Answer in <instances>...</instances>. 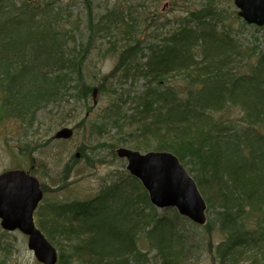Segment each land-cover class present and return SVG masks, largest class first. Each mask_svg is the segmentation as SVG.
Masks as SVG:
<instances>
[{
	"label": "trees",
	"instance_id": "16d2710c",
	"mask_svg": "<svg viewBox=\"0 0 264 264\" xmlns=\"http://www.w3.org/2000/svg\"><path fill=\"white\" fill-rule=\"evenodd\" d=\"M132 6L133 3L129 5L128 12L117 4L107 9L98 24L90 27L91 36L108 33L112 29L119 31L127 45L122 43L119 49H114L120 58L114 74L127 80L143 79L146 82L143 102L145 99H157L170 108L167 119L177 115L174 120L183 129L179 132L180 140L164 141L163 135L158 136L161 141L156 149L177 155L186 168L196 174L209 208L218 210L215 218L210 219L209 228H217L223 235L217 246L219 262L231 264L243 242L246 245L241 250L250 249L254 253L258 248L264 252V246H261L264 245V196L258 200L259 193L264 195V154L255 149L256 145L262 144L261 151H264V49L260 48L264 43L257 38L255 46L247 50L242 38L247 30L259 34L264 28L242 23L239 32L235 33L227 20L224 24V13L212 10L214 6L208 5L177 21L175 31L165 37L153 34L151 43L140 47L139 40V44L134 40L136 25L127 22L134 10ZM61 10L50 0H0L2 121L10 118L27 123L43 108L42 104L49 107L66 102L73 75L83 76L85 62L80 53L85 49L76 43L68 49L66 40L70 37L62 30L65 24L61 22L66 20ZM191 20L195 26L192 34ZM127 26L122 34L119 27ZM72 31L76 33L75 28ZM131 43L137 46L133 47ZM112 47L115 48V44ZM156 48H162L170 59L155 56L152 50ZM134 53L140 58L134 57ZM174 57L178 59L175 64L170 62ZM197 57L201 58L200 61ZM242 62H246L245 66ZM180 75L188 80L182 102L191 106L186 114L173 113L174 99L181 103L178 101L181 91L169 88L167 80ZM105 81L106 78L101 86ZM155 81L157 84L154 86ZM100 89L105 90L104 87ZM88 92L89 89L78 90V94L85 97ZM227 102L242 106L245 113L243 126L224 122L222 118L221 121L216 120L215 115ZM115 103L119 101L112 102ZM111 120L118 123V118ZM134 120L136 117L132 116L133 123ZM240 156L241 160H238ZM31 166L35 167V163L32 162ZM257 166L260 171L256 180L247 179L250 184L238 183L249 169ZM207 179H210L209 184ZM214 184L219 186L216 192L209 190ZM234 185L236 189H230ZM112 200L123 207H111L114 205ZM127 205L134 207H124ZM151 206L140 182L127 173L118 183L103 186L94 200L48 206L54 209L55 215L49 220L48 217L41 219L43 207L40 206L36 213L37 225L42 231L54 233V237L47 231L49 237L44 234L52 244H56L58 264L144 263L146 256L139 248L142 234H147L146 241L153 238L149 244L155 249L157 259L164 264H179L185 259L176 250L177 243L184 241V237L177 235L179 220L152 217L145 210L153 208ZM173 215L176 219H183L175 212ZM261 215L257 228L248 229V237L238 236L244 230L245 226L241 227L243 221L248 223ZM140 222L144 228L138 229ZM75 243H82V247ZM182 253L185 254L184 251Z\"/></svg>",
	"mask_w": 264,
	"mask_h": 264
},
{
	"label": "rangeland",
	"instance_id": "374dc122",
	"mask_svg": "<svg viewBox=\"0 0 264 264\" xmlns=\"http://www.w3.org/2000/svg\"><path fill=\"white\" fill-rule=\"evenodd\" d=\"M50 1L55 3L57 8H62L61 15L64 14L66 20L61 22L65 24L62 30L70 37L69 40H66L68 49L72 48L75 43L85 49L80 53L85 62L83 76L78 78V74L73 75V85L69 89L72 94L69 98L67 96L66 102L56 103L49 107L42 104L43 108L34 118H29L27 123L10 118L2 121L0 115V174L18 170L28 172L32 168L31 163L34 162L35 167L31 172L39 179L45 194L40 204L41 207L55 206L57 203L71 205L72 203L94 200L100 194L103 186L118 183V180L125 178L128 173L126 170L127 161L117 156L119 149L143 154L156 152L158 142L161 141L158 136L163 135L164 141L180 140L179 132L183 130L182 127L173 118L174 121L161 116L162 111L166 112L165 105L163 106V103L157 99L154 101L145 99L143 102L142 94L146 90V82L143 79L138 77L128 80L121 78V81L111 78L110 73L116 70L120 60L119 53L117 51L115 53L114 49H119L122 43L126 44V41H122L121 34L116 29L108 30V33H96L93 37L90 31V27L98 24L107 9L113 8L117 4L120 9L124 8L128 12L129 5L133 3L134 12L129 16L127 22L136 25L135 30L140 47L145 43H151L153 34L165 37L172 30L175 31L177 21L187 17L192 11L207 8L208 5L214 6L211 8L212 10L224 13L226 19L224 18L223 22L225 24V20H227L233 32H239L242 27L233 0ZM208 9L210 10V8ZM190 22L193 23L192 20ZM74 28L76 33L72 31ZM127 28L128 26L119 27L122 34L125 33L122 30ZM242 38L244 47L248 50L255 46L257 38L264 43V31L256 34L253 30H247ZM89 44L90 46H88ZM113 44H115V48L112 47ZM131 44L133 47L137 46L135 43ZM260 48L264 49V44L260 45ZM249 55H251V51ZM245 63L241 64L245 66ZM102 78H106V81L101 86ZM167 80L168 83H172V87L169 88L181 91L178 101H182V93L188 80L182 79L181 75L168 77ZM153 84L155 86L157 81ZM100 87H104L105 90L101 91ZM87 89H89L87 99L78 94V90ZM94 92L97 93L95 98L93 97ZM1 95H4L3 91H0V98ZM114 100H118L119 103L112 104ZM167 113H170V108H167ZM132 116L136 117L134 123ZM215 116L216 120L221 121L222 118L224 122L243 126L242 121L245 113L241 105L227 102ZM115 118H118V123L114 124L111 119ZM64 128L73 129L74 136L69 140L54 139L57 132ZM177 144L181 145V143ZM158 152L163 151L159 150ZM189 174L196 179L195 173L190 172ZM206 181L209 184L210 179ZM255 186L258 188L257 185ZM218 188L219 186L214 184L209 187V190L216 192ZM261 196L264 195L259 193L258 200ZM145 210L150 212L152 217L162 216L179 220L177 235L184 237V241L177 243L176 250L179 251L178 255L181 258L185 257L179 264H222L218 259L217 246L223 240V235L217 228L214 230L209 228L210 219L215 218L218 210L212 211L208 205L207 224L203 225L194 224L185 218L176 219L173 213L177 212L174 210L161 211L154 206L145 208ZM52 216H55L54 209L50 207L42 209L41 219L44 220L48 217L49 220V217ZM261 218L262 215L255 220L251 219L248 223L243 221L241 227L243 225L245 227L238 236L248 237V229L255 230L256 224ZM37 220L35 215L36 226L41 230L37 225ZM238 225L240 226V223ZM141 228H144L142 222L138 229ZM46 231L51 237H54L52 231ZM46 231L42 232L48 236ZM145 236L147 234H142V240L139 241V248L146 256V262L142 263L164 264L160 259H157L155 249L149 244L153 238L150 237L146 241ZM58 238L60 239V237ZM191 243L193 245L188 246ZM0 244L2 246H0V264H38L34 252L29 249V239L24 234L18 231L6 232L0 226ZM55 245V243L52 244L53 247ZM75 245L82 247V243H75ZM244 245L246 242L241 243L231 264H264V256H262L264 252L259 251L258 248L254 253L250 249L241 250ZM56 251L59 255V251L57 249ZM183 251L185 254L182 253ZM238 251H240L239 254ZM213 258L218 261L214 262ZM76 260L80 262L79 259Z\"/></svg>",
	"mask_w": 264,
	"mask_h": 264
},
{
	"label": "water",
	"instance_id": "95a60500",
	"mask_svg": "<svg viewBox=\"0 0 264 264\" xmlns=\"http://www.w3.org/2000/svg\"><path fill=\"white\" fill-rule=\"evenodd\" d=\"M242 10L240 16L249 24L264 26V0H235ZM96 92H94V97ZM73 132L65 129L57 139H69ZM119 157L127 159V170L141 181L149 192L151 203L163 209L175 207L198 225L207 221V205L195 181L178 158L169 153L147 154L119 149ZM38 180L23 171L7 172L0 176V219L8 231L20 230L29 236V249L42 264H56V250L46 241L34 224V211L43 199Z\"/></svg>",
	"mask_w": 264,
	"mask_h": 264
},
{
	"label": "bare ground",
	"instance_id": "6f19581e",
	"mask_svg": "<svg viewBox=\"0 0 264 264\" xmlns=\"http://www.w3.org/2000/svg\"><path fill=\"white\" fill-rule=\"evenodd\" d=\"M189 25H190V33L192 34L194 31H195V26H194V24L192 25L191 24V22L189 23ZM134 36H135V34H134ZM134 40H136L137 42H138V37L137 36H135V39ZM139 44V43H138ZM145 53H147V52H145ZM152 53L155 55V56H157V57H166L167 59L169 58L168 56H167V54L162 50V48H156V49H154V50H152ZM137 56H139V58H140V55L139 54H136V53H134V57H137ZM201 56V55H200ZM143 57H144V55H143ZM170 59V58H169ZM197 59L200 61V59L201 58H199V57H197ZM144 62H145V57H144V59H142ZM170 62H172V63H176V62H178V59L176 58V57H174V58H172L171 60H170ZM115 72H111L110 73V75H111V78H114V79H120L121 80V77L120 76H118V74H114ZM43 76H44V74H43ZM122 81V80H121ZM72 85H73V82H72V84H70L69 85V87L68 88H70V87H72ZM68 98L69 97H71V94H72V92L71 91H69L68 92ZM88 96H89V94H87V96L85 97V96H83V98H85V99H87L88 98ZM60 100H61V97H60ZM174 103H176V106H174L175 108H173V113L175 112V113H184V114H186L187 113V111L188 110H190V108H191V106L190 105H186L185 106V104H182V103H179V102H177L175 99H174V102H173V104ZM166 107V112H161V116L162 117H166L167 116V106H165ZM181 111V112H180ZM172 112V111H171ZM174 113V114H175ZM175 116H177L176 114H175ZM175 116H170L169 118L170 119H175ZM65 129H68V130H71L73 133H74V131H73V129H70V128H64V129H62V130H60L59 132H61V131H63V130H65ZM59 132H57V133H59ZM54 139H57L56 138V136L54 137ZM71 139V138H70ZM176 145H178V144H176ZM257 147H255V149L256 148H260V150H258V149H256L258 152H263V154H264V151H261L262 150V144H258V145H256ZM262 146V147H261ZM156 152H157V154H158V151H157V149H156ZM156 152H149V153H143V154H141L142 156H146L147 154H156ZM163 153V152H162ZM117 156L119 157V155H118V153H117ZM258 156V155H257ZM120 159H123V158H121V157H119ZM123 160H125V159H123ZM238 160H241V156L239 157V159ZM237 160V161H238ZM240 164H248V163H245V162H240ZM249 165V164H248ZM34 170V168L32 167V168H30L29 169V171L31 172V171H33ZM259 171H260V167H255V168H251V169H249V173L248 172H246V174H245V176H244V178H239V180H238V183H248V184H250V182L248 181V180H256L257 178H258V176H259ZM3 174V173H2ZM1 175V174H0ZM248 179V180H247ZM141 184V183H140ZM142 185V184H141ZM230 189H233V190H235L236 189V187H235V185L233 186V187H231ZM113 201V200H112ZM114 202V205H112L111 207H123V205L122 204H119L118 202H115V201H113ZM111 204H112V202H111ZM138 205V204H137ZM124 207H134L133 205L132 206H130V205H127V206H124ZM38 208H39V206H38ZM43 208H49L48 206H45V207H43ZM33 220H34V224H35V227H36V229L38 230V231H40L41 232V230H39L38 228H37V226H36V222H35V216L33 217ZM189 221V220H188ZM41 234H42V236H43V238L46 240V241H48V239L45 237V235L41 232ZM26 236V235H25ZM29 239V238H28ZM56 250V249H55ZM56 253H57V251H56ZM59 253V252H58ZM57 256L59 257V255L57 254ZM57 263H58V260H57ZM56 263V264H57Z\"/></svg>",
	"mask_w": 264,
	"mask_h": 264
}]
</instances>
